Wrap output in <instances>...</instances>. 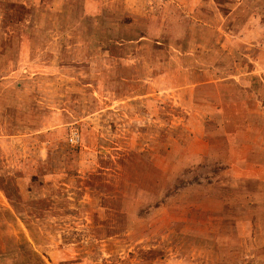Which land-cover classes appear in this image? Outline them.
I'll return each mask as SVG.
<instances>
[{
    "label": "rangeland",
    "instance_id": "1",
    "mask_svg": "<svg viewBox=\"0 0 264 264\" xmlns=\"http://www.w3.org/2000/svg\"><path fill=\"white\" fill-rule=\"evenodd\" d=\"M0 264H264V0H0Z\"/></svg>",
    "mask_w": 264,
    "mask_h": 264
},
{
    "label": "built area",
    "instance_id": "2",
    "mask_svg": "<svg viewBox=\"0 0 264 264\" xmlns=\"http://www.w3.org/2000/svg\"><path fill=\"white\" fill-rule=\"evenodd\" d=\"M68 141L70 142V144L72 145H77L78 142L80 141V137H79V133L76 129H73L70 131L69 137H68Z\"/></svg>",
    "mask_w": 264,
    "mask_h": 264
}]
</instances>
